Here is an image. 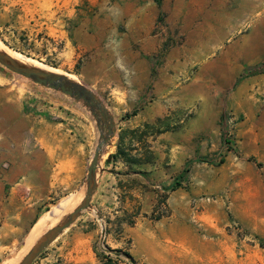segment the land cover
Returning a JSON list of instances; mask_svg holds the SVG:
<instances>
[{
	"label": "rangeland",
	"instance_id": "rangeland-1",
	"mask_svg": "<svg viewBox=\"0 0 264 264\" xmlns=\"http://www.w3.org/2000/svg\"><path fill=\"white\" fill-rule=\"evenodd\" d=\"M83 21L106 61L150 49L153 75L172 90L114 111L88 85L111 112L114 136L91 206L32 264L52 254L49 263L64 264L55 253L69 251L65 239L77 225L97 264L106 256L119 264H264V0H0V48L86 84L75 40ZM0 85L55 92L1 63ZM167 244L194 252H165ZM20 249L0 248V264Z\"/></svg>",
	"mask_w": 264,
	"mask_h": 264
},
{
	"label": "crops",
	"instance_id": "crops-1",
	"mask_svg": "<svg viewBox=\"0 0 264 264\" xmlns=\"http://www.w3.org/2000/svg\"><path fill=\"white\" fill-rule=\"evenodd\" d=\"M85 21L75 31L79 54L87 58L80 75L115 103L114 111L120 110L118 102L170 95L172 81L153 75L146 60L150 49H129L125 56L113 55L106 61L104 53L92 51L95 37ZM97 133L91 111L65 94L43 88L19 93L0 85V248L25 245L54 203L84 192ZM82 227L77 225L65 237L72 244L69 251L63 246L56 250L65 258L64 264H97ZM162 249L185 255L194 252L186 244L172 249L167 244ZM53 257L38 264H53L49 263Z\"/></svg>",
	"mask_w": 264,
	"mask_h": 264
},
{
	"label": "water",
	"instance_id": "water-1",
	"mask_svg": "<svg viewBox=\"0 0 264 264\" xmlns=\"http://www.w3.org/2000/svg\"><path fill=\"white\" fill-rule=\"evenodd\" d=\"M0 63L14 73L79 101L91 111L100 129L101 138L97 142L95 151L93 152L86 178L84 196L81 202L60 223L44 233L18 262V264H32L54 240L77 221L85 209L91 206L92 197L99 183L98 173L102 170V156L107 143L111 142L114 136V119L98 94L83 82L77 81L58 71L21 62L1 48ZM23 246L21 245V248Z\"/></svg>",
	"mask_w": 264,
	"mask_h": 264
},
{
	"label": "bare ground",
	"instance_id": "bare-ground-1",
	"mask_svg": "<svg viewBox=\"0 0 264 264\" xmlns=\"http://www.w3.org/2000/svg\"><path fill=\"white\" fill-rule=\"evenodd\" d=\"M10 55L21 62L28 63L27 61H24L12 54ZM83 196L84 195L79 196V194H75L70 199L62 201L55 208H53L47 215L43 217L42 221L39 223L37 228L25 241V245L14 256L4 261L3 264H18V262L25 256V254L31 249V247L38 241L37 239L41 237L44 233H46L48 230L55 227V225L60 223L61 220L65 216H67L81 202Z\"/></svg>",
	"mask_w": 264,
	"mask_h": 264
},
{
	"label": "trees",
	"instance_id": "trees-1",
	"mask_svg": "<svg viewBox=\"0 0 264 264\" xmlns=\"http://www.w3.org/2000/svg\"><path fill=\"white\" fill-rule=\"evenodd\" d=\"M221 163L222 162H224V159H221V161H220ZM187 172V169L185 168L182 172H181V174H180V176L182 177L185 173ZM180 182L179 181H175L172 185H171V189L172 190H175L176 188H178L179 186H180ZM113 252H116L117 254H119L118 252H119V250H112ZM125 255H127V256H131L130 255V253H128V252H126L125 253ZM103 264H119V261L117 260V259H114L113 257H111V256H106V257H104V259H103Z\"/></svg>",
	"mask_w": 264,
	"mask_h": 264
}]
</instances>
